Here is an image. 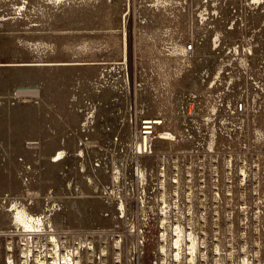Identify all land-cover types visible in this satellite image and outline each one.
Segmentation results:
<instances>
[{"label":"rangeland","instance_id":"rangeland-1","mask_svg":"<svg viewBox=\"0 0 264 264\" xmlns=\"http://www.w3.org/2000/svg\"><path fill=\"white\" fill-rule=\"evenodd\" d=\"M213 253L264 264V0H0V264Z\"/></svg>","mask_w":264,"mask_h":264},{"label":"bare ground","instance_id":"bare-ground-1","mask_svg":"<svg viewBox=\"0 0 264 264\" xmlns=\"http://www.w3.org/2000/svg\"><path fill=\"white\" fill-rule=\"evenodd\" d=\"M19 93L20 94H23V95H28V94H38V90L35 89V88H20L19 89ZM157 124H161V122L159 121H150L148 120L147 122H144V127H143V130L141 132V135L143 137V144L140 146V150H142V153H148V145H149V141H150V138H151V135H152V128H154V125ZM173 135L171 134H168V133H165V134H162V136L160 137L161 139H171ZM156 138V137H155ZM17 212V211H16ZM18 219L25 225V227L28 229H34L36 228L34 226V222H37V223H40V218H36L34 216H29L25 211L23 210H19L18 211ZM17 217V216H16ZM17 220V219H16ZM18 221V220H17ZM20 222V223H21ZM40 228V227H39ZM37 229V228H36ZM40 230V229H39ZM178 241H177V245H179L183 238H182V229L179 228L178 229ZM192 250L195 249V242L193 241L192 243V247H191ZM26 254V253H25ZM3 257V256H2ZM27 258H29V255L27 256ZM38 259V258H37ZM39 262L40 264H81L80 261H75V259L72 257V256H68L64 259H60V260H54L53 263H49L47 260H45V258H42V259H39ZM7 264V263H6ZM8 264H16V261L11 258V257H8ZM23 264V263H22ZM24 264H29V261L27 260Z\"/></svg>","mask_w":264,"mask_h":264},{"label":"built area","instance_id":"built-area-1","mask_svg":"<svg viewBox=\"0 0 264 264\" xmlns=\"http://www.w3.org/2000/svg\"><path fill=\"white\" fill-rule=\"evenodd\" d=\"M196 48L194 44H189L184 49V58L189 60ZM163 264H239V255L232 253H213L210 255H181L166 257Z\"/></svg>","mask_w":264,"mask_h":264},{"label":"crops","instance_id":"crops-1","mask_svg":"<svg viewBox=\"0 0 264 264\" xmlns=\"http://www.w3.org/2000/svg\"><path fill=\"white\" fill-rule=\"evenodd\" d=\"M1 182H2V184L4 183V181H3V177H2ZM4 190H5V186H4V184H3V186H2V192H4ZM6 224H7V221H6V219H5V228H6Z\"/></svg>","mask_w":264,"mask_h":264}]
</instances>
